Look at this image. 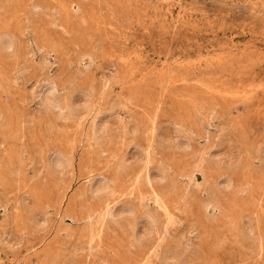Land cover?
I'll list each match as a JSON object with an SVG mask.
<instances>
[{
	"label": "rangeland",
	"instance_id": "obj_1",
	"mask_svg": "<svg viewBox=\"0 0 264 264\" xmlns=\"http://www.w3.org/2000/svg\"><path fill=\"white\" fill-rule=\"evenodd\" d=\"M0 264H264V0H0Z\"/></svg>",
	"mask_w": 264,
	"mask_h": 264
},
{
	"label": "bare ground",
	"instance_id": "obj_2",
	"mask_svg": "<svg viewBox=\"0 0 264 264\" xmlns=\"http://www.w3.org/2000/svg\"><path fill=\"white\" fill-rule=\"evenodd\" d=\"M1 37H2V35H1ZM3 37H4V36H3ZM7 38H8V37H7ZM5 39H6V38H5ZM6 40H7V41H6L7 43H6V42H5V43H6L7 46H8V44H10V43L12 42V41H11L12 39L10 40V38H9V39H6ZM12 43H13V42H12ZM10 45H12V44H10ZM51 86H52V85H51ZM43 92H44V91H43ZM46 92H47V91H46ZM52 99H53V98H52ZM52 99H50V100H51L52 103H53L54 101H53ZM56 100H57V99H56ZM49 102H50V101L48 100V104L50 105L51 102H50V103H49ZM52 103H51V105L54 104V103H53V104H52ZM60 103H61V102H60ZM55 105H56V102H55ZM55 105H53V106L55 107ZM61 105H63V103H62ZM61 105L58 104V105H56V107H58V106L61 107ZM67 106H68V104H67ZM67 106H66V107H67ZM63 107H64V106H63ZM68 107H69V106H68ZM59 109H60V108H59ZM61 110H62V109H61ZM62 112H63V111H62ZM72 112H73V111H72ZM94 128H95V127H94ZM96 128H97V127H96ZM94 131H95V130H94ZM183 144H184V143H183ZM54 155H55V154H54ZM59 157H60V155H59ZM60 158H61V157H60ZM60 158H56V160L58 159L57 162L60 161V160H59ZM62 161H63V160H61V162H62ZM65 162H67V161H65ZM64 164H65V163H64ZM62 165H63V163H62ZM63 166H64V165H63ZM61 167H62V166H61ZM58 170H59V169H58ZM60 171H61V170H60ZM149 184H150V183H149ZM94 185H95V184H94ZM104 186H105V185H104ZM97 187H99V186H97ZM100 187H101V186H100ZM92 188H93V187H92ZM105 188H106V186H105ZM95 189H96V188H95ZM97 189H99V188H97ZM97 189H96V190H97ZM101 189H103V188H101ZM111 189H112V188H111ZM93 190H94V189H93ZM105 191H107V190H105ZM99 192H100V191H99ZM103 192H104V191H103ZM105 193H106V192H105ZM157 200H158V199H157ZM116 211H117V210H116ZM119 211H121V210L119 209ZM122 211H123V210H122ZM128 212H129V211H128ZM115 220H116V219H115ZM151 224H152V223H151ZM149 235H150V234H149ZM142 236H144V234H143ZM146 236H147V235H146ZM146 236H145V237H146ZM138 238H141V236L139 235ZM142 240H143V239H142ZM139 241H141V240H139ZM38 261H39V260H38ZM39 262H41V261H39ZM44 263H45V261H44Z\"/></svg>",
	"mask_w": 264,
	"mask_h": 264
}]
</instances>
